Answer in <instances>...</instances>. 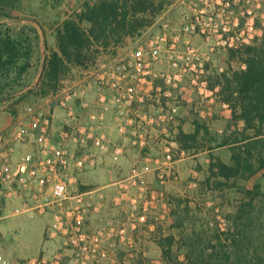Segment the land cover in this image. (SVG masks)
<instances>
[{"label": "rangeland", "instance_id": "1", "mask_svg": "<svg viewBox=\"0 0 264 264\" xmlns=\"http://www.w3.org/2000/svg\"><path fill=\"white\" fill-rule=\"evenodd\" d=\"M86 1L0 0V26L17 25L16 23L33 24L38 27L42 37L41 59L36 60L28 82L30 84L29 89L33 88L35 83L37 88L36 90L33 89L32 92H27L28 94L26 93L24 97H20L19 94L14 103H9L10 105L6 106L9 112L12 109L15 111L17 109H25L26 113L28 106L40 107L48 105V107L50 106L52 108L55 115V128L64 126L67 113H65L66 111L63 108L58 106V101H56L58 100L56 95L61 93L60 90L62 91L67 87L78 89L80 86L77 84L76 86L73 83L81 80L83 83H81L82 87L80 88H88V84H91V92H93L92 90L98 91V77L105 73L106 65L112 60L127 54L139 43L148 45L151 41L159 40L166 32L170 36V41L174 39L179 34L180 25L188 6L187 0L185 3H182L183 0H174L166 8L162 16L157 18L156 24L152 28L144 30L141 36L128 38L120 44L112 43L109 49L99 48V52L95 54L97 58L96 62H90L89 68L71 65V68L73 66L78 72L69 69L67 73L71 72L62 75L57 85L51 83L46 84L41 80L42 76H44L43 63H46V58L53 52L54 47L58 46L56 37L57 30L62 27L66 20L75 19L76 14L82 9ZM6 15H10L11 17L8 18ZM257 33L261 35L262 29L260 27H258ZM187 40H190L199 49L200 53L211 55L210 62L206 64V69L209 72L205 74V79L208 80L209 87L210 83L215 82L214 74L221 73V68L225 72L244 67V64L240 60L230 61L231 49H217L211 52V46L215 40L211 39L210 41H206L202 35H194L190 38L181 37L179 50L184 51L186 49ZM170 41L168 44H170ZM167 56V49H165L162 54L163 61L157 66L159 72H167L170 69ZM81 71L86 74H83ZM40 74L41 76L38 78ZM185 80L188 83L187 87L185 85V88H189L190 90L193 88L195 90L194 93H196L195 95L200 98H198L200 107L201 103L204 105L201 96L198 94L196 88L193 87L191 80H188V78H185ZM38 82L42 83L39 87ZM159 83L162 84L161 81ZM217 88L219 90H217L214 96V101L211 104L208 103L212 107L211 115L206 116L209 119L211 134L207 141H202L204 144H201L197 150L193 149L189 155L186 154L183 156L185 158L181 159L182 161H179V156H176L174 161H167L163 159L165 154L161 151V157H158L160 160L156 163L154 161L144 163L149 169L146 170L150 173L144 171L145 173L140 174V177H133V173L129 172L128 169L130 164L126 165L124 162L121 165L127 168V170L123 171L119 176L115 175L113 177L104 164L96 173L81 177L83 181L79 183L80 188L83 185L102 186L113 184L99 192L84 196L87 201L93 203L95 200L98 203L88 212L87 228L92 233L105 231L106 228L112 227L109 224H112L118 218L130 216L131 213H143V207L147 205V223L139 226L148 233L144 240L138 242L137 246L135 244V248L131 252L129 251L128 245L119 243L125 249V253L129 259L140 261L141 264H171L172 260L167 259L163 255L162 249V243L168 247V241L166 239L169 236L174 238L172 247L173 256L177 257L178 261L191 264V261H188L186 255L189 249H191V245L196 246L195 252L204 251L206 256L209 257L208 254L214 250L213 245H218V235H220L221 241L224 244L228 243L226 233L234 227L229 217L232 214L235 215L241 204L249 200L245 190L252 189L255 184L260 182L264 191V169L251 178L245 179L238 177L237 179L224 182L225 185H220L219 187L215 185L211 186L207 182V178L210 175L212 180L216 178L210 172V163L213 161V157L215 159L221 157L228 163L231 155L235 152L234 149L237 148V146L233 145L237 142L235 139L239 138V129H242L244 126L243 123L239 125V122H232L231 108L223 107V104L226 102H223L221 96H219L220 87ZM106 92L108 93L109 91ZM84 97H82L83 102L90 104ZM189 98L191 99V97ZM179 99L184 101V98L182 99L181 96ZM89 106L91 109V104ZM0 109L3 108L0 107ZM58 119L63 122L57 125ZM199 119L203 121L204 117L201 116ZM81 122L83 123V121ZM83 125L86 124L83 123ZM215 137L219 140L228 139L227 145L223 148L212 149V146H217V141L215 142L213 140ZM74 147L70 145L72 153L76 152V150L73 151ZM180 147L182 148V146ZM36 148L38 150L37 146ZM86 150L90 154L107 152L110 150V144L107 151L98 150L91 144L86 147ZM37 153L32 154L37 155ZM193 155L194 157H191ZM97 163L98 160L95 161L94 165L87 162L86 167H95ZM109 165L113 167L112 162L108 164V168ZM223 181L227 180L223 178ZM74 183H76L75 179H73L72 184L75 185ZM123 184L127 186V195L124 197L125 201L120 202V199L123 200V193H121L122 190L120 189ZM69 189L71 193H75L73 186H70ZM5 200L0 195V203L5 205V210L1 211L0 215H11L15 210L12 209L11 201ZM132 200H136L133 204L134 207L131 206ZM255 202H259V197ZM19 210H23V206ZM175 211L177 212L174 214ZM181 217L185 219V223L182 226L177 222ZM54 218L55 214L53 211H48L44 214H40L37 211H26L4 218V220L0 221V255L11 262L21 263L29 260L30 257H36L44 249V246L45 250L43 251L48 255L53 256L56 254L62 247V237L57 236L52 241L46 238V241L49 242L45 245L43 244L45 241L42 240L48 234V229L53 224ZM127 226L131 231L130 226ZM149 226L154 227V232L150 233ZM259 226L260 221H258L255 227L252 226V230L257 231V228L259 230ZM195 238H199V240L194 242L193 239ZM140 249H143L146 255L143 253L139 254L138 250ZM130 253H132V256H129Z\"/></svg>", "mask_w": 264, "mask_h": 264}, {"label": "built area", "instance_id": "2", "mask_svg": "<svg viewBox=\"0 0 264 264\" xmlns=\"http://www.w3.org/2000/svg\"><path fill=\"white\" fill-rule=\"evenodd\" d=\"M187 2L179 34L174 39L170 41L166 32L159 40L151 41L148 45L139 43L133 50L106 65L105 73L97 80L99 94L94 104L95 112L91 114L95 124L83 125L71 104L73 99H82L86 90L67 87L56 95L58 100L55 98L58 106L67 113L65 126L58 135L55 115L48 105L28 106L24 121H17L11 130L0 134V193L7 199L27 194L23 210H17V213L37 211L44 214L53 211L55 218L48 234L63 239L61 249L51 257L43 255L14 263L0 255V264H92L109 258V250L103 242L116 237L122 244L128 245L130 252L135 248L134 238L129 235L125 224L95 233L87 228L88 212L94 205L84 198L85 194L71 193L69 189L73 183L74 168L82 169L87 162L94 165L96 161L93 153L86 152V147L91 144L101 151L109 149L107 137L101 129L111 107L116 110L114 121L119 131L127 134L128 127H133L132 136L140 143H147L148 135L141 132L139 125L150 128L162 125L163 133L170 135L179 116V98L175 92L187 77H190L193 87L204 102V105L201 103L204 117L210 116L212 107L208 103L214 101L219 90H211L205 79L206 64L210 62L211 55L200 53L190 40L186 41L184 51L179 50L180 38L202 35L206 41L214 39L211 52L217 49L238 50L253 44L259 36L258 27L264 29V0ZM165 49L170 69L159 72L157 66L163 61ZM156 81L162 84L156 86ZM146 103L155 107L154 114L141 113L139 105ZM89 105L87 102L82 103L85 109ZM223 107L229 108L230 105L224 103ZM163 141H166L165 160L174 161L177 142L174 137ZM27 142H34L38 153L23 155L14 169L12 157L16 152L15 144ZM70 145L83 148L84 151L72 153ZM120 189L123 193V200L120 199L122 202L127 195V186L123 184ZM143 208V213L130 214L131 231L147 223V205Z\"/></svg>", "mask_w": 264, "mask_h": 264}, {"label": "trees", "instance_id": "3", "mask_svg": "<svg viewBox=\"0 0 264 264\" xmlns=\"http://www.w3.org/2000/svg\"><path fill=\"white\" fill-rule=\"evenodd\" d=\"M173 1L87 0L75 19L66 20L57 30L59 51L53 50L46 58L44 77L47 81L44 83L57 85L71 65L89 68L90 62H96L95 54L99 48L109 49L112 43L120 44L128 38L141 36L144 30L156 24L157 18ZM16 24L0 26V107L4 110L19 94L24 97L31 91L28 83L30 74L36 60L41 59L42 37L38 27L29 23ZM229 59L240 60L244 67L215 73V82L210 83V88L220 87L219 96L230 105L232 122L243 123L244 126L239 129V138L233 145L237 148L230 161L227 163L221 157H213L210 163V172L216 178L212 180L210 175L207 182L217 187L238 177L251 178L264 169V29L253 44L238 50L231 49ZM197 123L195 135H181V144L186 150H197L204 144L198 141L200 134L204 131L210 133L205 122ZM213 140L217 141V146H212V149L223 148L228 143V139L215 137ZM245 193L249 200L241 204L236 216L232 214L229 217L234 227L226 233L228 243L224 244L218 235V245H213L214 250L208 254L209 257L204 251L195 252L196 246L191 245L186 253L191 264H264L262 184H255ZM258 197L259 202L256 203ZM258 221L257 232L252 230V226L255 227ZM177 222L182 226L185 219L181 217ZM167 238L168 247L162 243L163 255L172 260L171 264H185L173 256L174 238ZM193 240L195 242L199 238Z\"/></svg>", "mask_w": 264, "mask_h": 264}, {"label": "crops", "instance_id": "4", "mask_svg": "<svg viewBox=\"0 0 264 264\" xmlns=\"http://www.w3.org/2000/svg\"><path fill=\"white\" fill-rule=\"evenodd\" d=\"M54 51H59L58 46L54 47ZM221 69H223V68H221ZM70 70L71 71H77L73 67L70 68ZM208 72L209 71H207L206 73H208ZM69 73H66V74H69ZM82 73L86 74L84 72H82ZM40 76H41V74L38 76V78ZM187 78H188V80H191L190 77H187ZM37 80H39V79H37ZM41 80L44 82L47 81L44 76H42ZM159 82L160 81H156V86L160 84ZM75 83H76V81H75ZM81 83H83V82L80 80L76 84L78 86L82 87ZM41 84H42L41 82H38V87L41 86ZM187 84L188 83H186V80L183 81L180 85V88L178 90H176L177 91L176 96L178 98L181 96L182 99L184 98V101L179 99V103H178L179 116L177 119V123L171 129L170 135L163 133L164 128L162 127V125H156L154 128H150V127L144 126V125H139L141 132L148 135V136L146 135L147 136V143H145V144L138 142L137 140H135V137L132 136L133 127H128L127 134H122L119 131V129L116 126L115 121H114V118L116 116V110H115V108L111 107L109 112H107V114H106V123L101 129V131L106 135V137L108 139V142L110 144V150H108L107 152H101V153L96 152L94 154L96 161L98 160V163L95 167L87 168L85 166L83 169H75L72 172V175H74L73 179H75L76 183H74L75 185L72 184L71 186H73V190L75 191V193H83L86 196H88L89 194H93L94 192H99V191L109 187L110 185H113V184H106V185H102V186H100V185H89V186L85 185L87 187H85L83 185L80 188L79 183H81L83 181L81 179V177L84 175L96 173L97 171L100 170V167L103 166L104 164L107 167L108 172L111 173V175L113 177L115 175L119 176L122 174L123 171L127 170V168H124L121 165L123 162L126 163V165L130 164L128 166V169H129V172L133 173V175H134L133 177H140L141 176L140 174L145 173L144 171L148 172L146 170L148 168L144 165V163L146 164L147 161H154V163H156L158 160H160V159H158V157L159 156L161 157V154H162L161 151L163 152V154H165L164 153V146H165L164 142H166V141H163L164 139H172L174 137V139L178 145L177 146V156H179V158H180L179 161L181 159H184L185 157H183V156H185L186 154L189 155L190 152H192V150H189V149L186 150L183 147L182 148L180 147V146H182V145H180L181 144V135L182 134L195 135L197 125L199 124L197 122L202 121L199 118H201V116L204 117L205 113L203 112V108L200 107L199 96L195 95L196 93H194L195 90L193 88L191 90L189 88H185V85L187 87ZM80 87L78 89H80ZM36 88H37V85L35 83L33 88H31L30 92H32L33 89L36 90ZM91 88H92L91 84L88 88L87 87L84 88L86 90L84 98H85V100L90 102L91 109L90 108L85 109L82 107V103L84 101L83 99L77 98L78 100L73 99L71 101V104L73 106H75V111L80 116L81 121H83V123H85L86 125H92V124L96 123V121H94L91 118V114L93 112H95L94 103L96 102V100L98 98V91L92 90L93 92H91ZM211 90H213V89H211ZM214 90H216V89H214ZM46 93L48 94L47 91H46ZM50 96H51V94H50ZM189 97H191V99ZM197 99H198V101H197ZM137 108H138V106H137ZM210 109H211V107H210ZM139 110L141 111L142 114H154L155 113V107L153 105H151L150 103L149 104L146 103L144 105H139ZM226 112H228V111H226ZM202 113H203V115H202ZM25 114H26L25 109H17L13 113L9 112L8 110L0 109V133L11 130L17 121H23L26 118ZM60 122H63V121L58 119L57 125ZM202 122L206 123L207 128L210 131L211 128L209 126L210 125L209 119L204 117V120ZM64 126L55 128L57 135H58L59 131H61V129L64 128ZM210 134L211 133H209V134L205 133V131L202 132L200 134V136L198 137V141L199 140L200 141H207ZM57 135H55V139H57L56 138ZM161 140H162V142H161ZM15 147H16V152L12 157L14 169L17 168L19 161H20V158L23 155H25L27 153H34L35 154L38 151L36 148V144H34V142L18 143V144H15ZM75 150L78 153V151L83 150V148H79V147L75 146L73 151H75ZM188 157L190 158V156H188ZM191 157H194V155ZM163 159H165V155H164ZM106 162L108 164H110L112 162L113 167H111L109 165V168H108V164ZM148 173H150V172H148ZM137 182H138V178H137ZM78 186H79V188H78ZM0 195L2 196V198L6 199L5 201L10 200L12 203L11 204L12 209L15 210V212H13L11 215H6V216L0 215V221L4 220V218H6V217L16 215L17 214L16 211L19 210L20 207L22 208V206L27 202V194L26 193H24L22 196L19 195L18 197L12 198V199L5 198V196L1 193H0ZM135 201L136 200H132L131 201L132 204L130 202H129V204H131V206L134 207L133 204ZM96 204H98V203H96L94 200L93 201L94 207L96 206ZM126 204H128V203H126ZM4 206L5 205L2 204V207H0V212L5 210ZM118 219L109 225H111V226L116 225L118 227H121L122 225L125 224V226L127 228H129L127 225H129L131 227L132 220H131L130 216H124L123 218H118ZM148 228L151 230L150 233L154 232L153 226H149ZM128 230L130 233L129 235L134 238V241L136 242L135 243L136 246H137L138 242H141L142 240H144L145 236L148 234V233H146V231L142 230L141 227H139L135 231H130V229H128ZM46 238L48 240L52 241L56 237H50V235L47 234L46 237L42 239L45 241V242L43 241L44 245L49 242V241H46ZM105 240H104L105 243H103V245L106 249L109 250V258H106V259L101 260V261H95L92 264H141L140 261H137L135 259L132 260V259L128 258V255H126V253H125V249L122 246H120V244H119L121 242H120V239L118 237H116L115 239L110 238V239H105ZM43 250H45V246H44ZM43 250L36 257H32V258L30 257V259L37 258V257L43 256V255L51 257L50 255H48ZM138 252H139V254L143 253L144 255H146V253L143 251V249L138 250ZM129 256H130V254H129Z\"/></svg>", "mask_w": 264, "mask_h": 264}, {"label": "water", "instance_id": "5", "mask_svg": "<svg viewBox=\"0 0 264 264\" xmlns=\"http://www.w3.org/2000/svg\"><path fill=\"white\" fill-rule=\"evenodd\" d=\"M43 66H44V63H43Z\"/></svg>", "mask_w": 264, "mask_h": 264}]
</instances>
